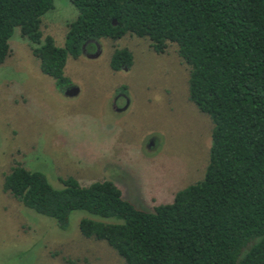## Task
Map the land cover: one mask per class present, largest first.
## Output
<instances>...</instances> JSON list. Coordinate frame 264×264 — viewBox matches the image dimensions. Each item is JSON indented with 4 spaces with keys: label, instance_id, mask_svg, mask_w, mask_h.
Returning a JSON list of instances; mask_svg holds the SVG:
<instances>
[{
    "label": "trees",
    "instance_id": "16d2710c",
    "mask_svg": "<svg viewBox=\"0 0 264 264\" xmlns=\"http://www.w3.org/2000/svg\"><path fill=\"white\" fill-rule=\"evenodd\" d=\"M69 1L78 15L61 47L42 29L55 0H0V65L16 28L60 91L72 86L68 57L103 38H148L159 54L175 43L190 66L189 98L213 122L209 163L203 178L153 211L137 208L111 180L82 185L68 176L55 187L20 162L4 191L62 229L75 210L114 218H83L80 230L126 264H264V0ZM133 63L130 48H115L114 72Z\"/></svg>",
    "mask_w": 264,
    "mask_h": 264
},
{
    "label": "rangeland",
    "instance_id": "374dc122",
    "mask_svg": "<svg viewBox=\"0 0 264 264\" xmlns=\"http://www.w3.org/2000/svg\"><path fill=\"white\" fill-rule=\"evenodd\" d=\"M77 15L69 0H55L43 16L45 35L63 47ZM94 44L78 59L68 57L72 86L60 91L20 28L10 39L11 54L0 65V264H126L105 240L80 230L83 218H114L75 210L62 229L4 191L18 162L44 172L55 187H62L60 177L82 185L111 180L146 211L205 174L213 122L189 98L190 66L177 45L159 54L148 38L131 34ZM117 47L130 48L134 63L114 72Z\"/></svg>",
    "mask_w": 264,
    "mask_h": 264
},
{
    "label": "water",
    "instance_id": "95a60500",
    "mask_svg": "<svg viewBox=\"0 0 264 264\" xmlns=\"http://www.w3.org/2000/svg\"><path fill=\"white\" fill-rule=\"evenodd\" d=\"M71 90H72V89L69 90V93H73V92H74V90H72V91H71Z\"/></svg>",
    "mask_w": 264,
    "mask_h": 264
}]
</instances>
